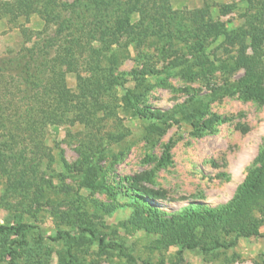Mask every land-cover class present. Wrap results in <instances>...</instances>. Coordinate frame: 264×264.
<instances>
[{
    "label": "rangeland",
    "instance_id": "obj_1",
    "mask_svg": "<svg viewBox=\"0 0 264 264\" xmlns=\"http://www.w3.org/2000/svg\"><path fill=\"white\" fill-rule=\"evenodd\" d=\"M56 1L49 26L36 11L26 18L15 9L19 17L0 20V60L61 39L50 58L70 98L63 119L32 139L19 131L9 142L0 131V225L28 226L22 245L0 232V264H264L259 213L245 229L217 234L130 222L145 207L170 215L225 205L259 166L264 103L236 84L244 74L239 57L264 61V1L108 0L100 12L93 0L72 9L64 7L74 0ZM126 4L137 6L129 24L120 11ZM66 16L72 27L57 37ZM255 31L263 42L253 46ZM253 225L259 235L239 236ZM184 243L198 248L182 250Z\"/></svg>",
    "mask_w": 264,
    "mask_h": 264
},
{
    "label": "trees",
    "instance_id": "obj_2",
    "mask_svg": "<svg viewBox=\"0 0 264 264\" xmlns=\"http://www.w3.org/2000/svg\"><path fill=\"white\" fill-rule=\"evenodd\" d=\"M93 1H95V6L99 12L100 6L104 5V9L109 6L108 0ZM261 1L264 0H247L253 5L255 3L261 5ZM42 2L38 1L42 7L36 9L34 3L36 5L37 3L32 0H0V20L9 16L19 17L17 14H12L15 9L20 12L26 10V18L36 11L43 13L41 15L44 17L46 25L49 26L55 18L54 11L59 6L56 0H43ZM80 3L82 5V0H74L72 5L64 8L80 7ZM261 7L264 8V3ZM12 8L14 9L7 14L6 10ZM207 8L208 6L205 4L203 9L198 10V13L203 14ZM136 9L137 6H129L128 4L123 10H120L126 16V23L129 24V15ZM259 13L264 14L263 10H259ZM71 19V16H66L58 24L57 37H61L64 31H68L70 26L72 27ZM120 21H124V19H120ZM47 28L45 32H42L43 34L47 33ZM70 36L71 33L66 35L67 38ZM249 37L253 46L263 42V38L259 40V31L257 33L255 31ZM46 38L47 41L44 39L42 44L35 43L33 47L24 48L14 53L12 57L0 60V131L3 132L2 137H6L9 142L15 141L19 137V131H27L32 139L33 136H37L43 131L47 124H54L63 119V113L68 110L66 107L70 98L65 86L64 75L61 69H57L51 63L53 59L50 58L53 53L59 51L61 39ZM28 40H31V37ZM245 40L244 38V45ZM72 42L76 44L74 38L69 43ZM68 51V49L65 50V54L72 57L73 52ZM237 62L244 69V74L236 86L242 89L248 99L264 103V61L259 59L257 54H243ZM69 63L71 62L64 63V65ZM130 95L131 90L127 89L126 96L130 98ZM147 114L148 112H140L142 117H147ZM257 162L259 166L250 171L244 183L238 188L235 197L227 204L220 207L190 205L170 215L161 212L160 209L145 207L135 212L130 221L131 225L153 232L169 231L170 234L175 232L194 234L197 230H202L205 234H217L220 231H228L230 228L231 230L235 229L232 228L234 225H241L245 229L243 222L251 218L253 214L259 213L264 216V147L257 158ZM147 194L152 195L151 193ZM252 228L255 230L244 234L240 232L239 236L259 235L258 227L253 225ZM27 229L28 226L25 224L0 225V232H13L18 238L15 242L18 245L25 243ZM87 231L92 237L99 240L100 245H105L104 240L95 231ZM112 247L120 248L118 245H112ZM217 247L222 246L217 245ZM197 248L198 245L196 244H182V250ZM10 250L11 253H14V248L11 247ZM202 250L207 251L205 248Z\"/></svg>",
    "mask_w": 264,
    "mask_h": 264
}]
</instances>
